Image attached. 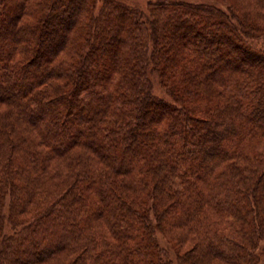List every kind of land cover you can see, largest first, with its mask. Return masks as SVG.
I'll use <instances>...</instances> for the list:
<instances>
[{"label":"trees","instance_id":"1","mask_svg":"<svg viewBox=\"0 0 264 264\" xmlns=\"http://www.w3.org/2000/svg\"><path fill=\"white\" fill-rule=\"evenodd\" d=\"M100 2L0 0V264L263 263L264 0Z\"/></svg>","mask_w":264,"mask_h":264},{"label":"rangeland","instance_id":"2","mask_svg":"<svg viewBox=\"0 0 264 264\" xmlns=\"http://www.w3.org/2000/svg\"><path fill=\"white\" fill-rule=\"evenodd\" d=\"M121 2H125L129 5L132 6H138L139 8L143 9L144 11L148 12L149 11V4L151 1L154 0H119ZM188 1H193V2H208V3H213L225 10H227V5L231 3V0H222L223 2H219V1H215V0H188ZM102 5V0L100 2V6ZM1 40H5V38L1 37ZM39 62V61H38ZM154 91L158 96H161L163 98L166 99H170L169 95L167 94L165 88L160 84L159 80L156 78L154 80ZM8 210V208H7ZM8 231H10V226L7 225L6 228ZM158 239L160 240V243L162 244V246H164L165 248L168 249L169 252H171V255L173 257V259H175L174 257V252H172V250L170 249V245L168 243V241L164 238V235L161 232L157 233ZM264 244V242H263ZM188 249H190L189 245H185L182 247V252L187 251ZM264 264V261L263 263Z\"/></svg>","mask_w":264,"mask_h":264}]
</instances>
